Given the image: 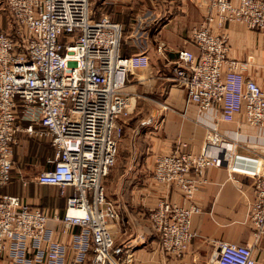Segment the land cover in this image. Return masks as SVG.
Segmentation results:
<instances>
[{"label": "built area", "instance_id": "1", "mask_svg": "<svg viewBox=\"0 0 264 264\" xmlns=\"http://www.w3.org/2000/svg\"><path fill=\"white\" fill-rule=\"evenodd\" d=\"M0 14L6 21L0 27V187L11 179L13 145L22 130L49 140V167L34 180L57 186L66 200L59 214L19 194L0 193V264H134L135 243L117 242L111 232L119 210L106 180L136 98L124 89L127 75L149 66V56L122 54L121 23L96 14L90 0H0ZM228 21L264 34V0H210L207 15L190 30L198 53L177 50L170 62L174 78L185 89L186 103H195L200 112L218 105L221 120L232 121L243 111L248 125L264 128V90L241 73L247 59L228 57ZM164 47L159 43L157 52ZM32 107V122L21 126L19 110ZM209 139L219 141L216 128ZM236 156L232 149L220 156L203 148L155 158V180L179 188L184 200L204 182L203 170L221 160L229 173L254 179L249 241H221L202 264H256L252 248L264 235V173L258 158L241 166ZM200 211L196 204L158 200L149 219L163 252L184 254L196 234L191 217ZM51 222L69 232L68 242L54 237Z\"/></svg>", "mask_w": 264, "mask_h": 264}, {"label": "crops", "instance_id": "2", "mask_svg": "<svg viewBox=\"0 0 264 264\" xmlns=\"http://www.w3.org/2000/svg\"><path fill=\"white\" fill-rule=\"evenodd\" d=\"M91 2L121 23L122 54L144 53L150 58L149 66L127 75L124 87L136 98L131 114L125 119L117 161L110 172L108 192L119 210V217L110 223L115 240L130 239L135 243L134 264H202L221 241L248 242L251 231L249 211L255 198L252 176L229 173L221 160L203 170L204 182L188 200H184L179 188L164 185L153 176L157 155L170 154L177 149L197 152L203 148L220 156L224 150L232 149L237 154L235 163L241 166H251L254 158H258L264 173V128L248 125L243 111L232 121L221 120L218 105L200 112L195 103H186L185 89L174 78L171 63L177 50L188 48L198 53L190 39V30L209 12L210 0ZM5 26V18L0 14V27ZM210 26L214 32L218 31L216 22ZM224 32L228 36V57L247 59L248 64L240 69L241 73L264 90V34L235 21L225 22ZM159 43L165 45L162 53L157 52ZM34 114L33 107L19 110L21 126L32 122ZM35 127L38 126L35 124ZM213 128L220 138L216 144L209 139ZM14 148L19 154L22 171L38 173L49 167L46 158L52 146L47 138L21 130L16 134ZM14 176L12 172L10 181L0 187V193L7 192L14 178L24 186L34 183L36 187L58 188L39 184L22 175ZM35 190L28 195H19L46 212L62 214L66 200L59 188V192L51 196ZM60 199L64 200L63 205L50 207V203ZM160 199L185 206L196 204L201 208L191 217V229L196 234L182 256L165 253L159 247L149 212ZM51 224L55 228L54 237L68 242L69 232H61L58 223ZM252 253L256 264H264V235L255 243Z\"/></svg>", "mask_w": 264, "mask_h": 264}, {"label": "rangeland", "instance_id": "3", "mask_svg": "<svg viewBox=\"0 0 264 264\" xmlns=\"http://www.w3.org/2000/svg\"><path fill=\"white\" fill-rule=\"evenodd\" d=\"M90 2H91V0H90ZM91 5H92V8H93V11L96 14L105 13L104 12L105 10H102V9L98 8L96 5H94V3L91 2ZM134 103L135 102H133V106H134ZM133 106H132V108H133ZM131 112H132V109H131ZM15 143H16V141H15ZM15 143H14V145H15ZM14 145H13V155H12L13 156V170H12V172L15 175L14 177H16V175H18V176H21L22 175L24 178H27L29 180H34V176L37 173H35L33 171H28V170L27 171H22V169H20L22 163H21L20 159H18V157H17L19 154L16 153L15 148H14ZM52 153H53V151L51 150L49 152V154L47 155V157L48 156H51ZM109 180H110V177L106 180L107 183H108V186L106 187L107 188L108 195H109V192H108L109 191V188H111L109 186L110 185V182H108ZM33 184L34 183H32V185L27 183V185L24 186L19 181H16V178H14V180L11 183H9V189H7V192H9V193H15V194L17 193V194L28 195L33 189L34 190L36 189L35 190L36 192L41 193L42 195L43 194L44 195H47V196H51V195L56 194V193L59 192L58 191V188L57 189L56 188L54 189L53 187H50V186H39V185H37V187H36ZM27 187H29V189H30L29 191H28V188ZM23 188H27V190L25 192H22V189ZM63 203H64V200L63 199L62 200L61 199L60 200H56L54 202V204H53V202L50 203L51 205H53V206L50 205V207H54V205H63Z\"/></svg>", "mask_w": 264, "mask_h": 264}]
</instances>
